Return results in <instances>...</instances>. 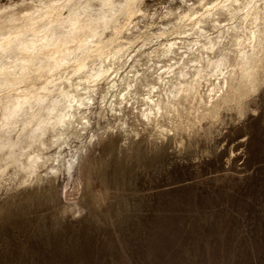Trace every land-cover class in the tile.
Listing matches in <instances>:
<instances>
[{
  "label": "bare ground",
  "instance_id": "obj_1",
  "mask_svg": "<svg viewBox=\"0 0 264 264\" xmlns=\"http://www.w3.org/2000/svg\"><path fill=\"white\" fill-rule=\"evenodd\" d=\"M145 1L0 5V182L11 165L24 182L72 169L106 110L123 128L133 112L168 144L264 82V0H182L154 31L136 19Z\"/></svg>",
  "mask_w": 264,
  "mask_h": 264
},
{
  "label": "rangeland",
  "instance_id": "obj_2",
  "mask_svg": "<svg viewBox=\"0 0 264 264\" xmlns=\"http://www.w3.org/2000/svg\"><path fill=\"white\" fill-rule=\"evenodd\" d=\"M166 6L184 4L146 0L140 26L157 30ZM105 116L72 169L24 182L8 168L0 264H264V82L219 118L188 125L183 141L167 144L133 112L127 128Z\"/></svg>",
  "mask_w": 264,
  "mask_h": 264
}]
</instances>
